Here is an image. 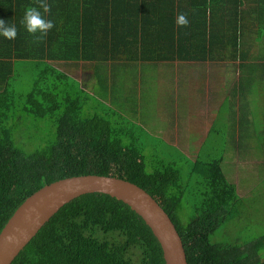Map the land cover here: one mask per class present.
Returning <instances> with one entry per match:
<instances>
[{
	"label": "trees",
	"instance_id": "1",
	"mask_svg": "<svg viewBox=\"0 0 264 264\" xmlns=\"http://www.w3.org/2000/svg\"><path fill=\"white\" fill-rule=\"evenodd\" d=\"M42 2L49 6L46 13ZM237 2L0 0V19L16 26L14 39L0 36V229L42 186L70 176L106 175L130 181L155 199L180 236L187 264H264V234L245 244L236 238L213 239L217 231L229 233L222 230L224 221L243 210L220 160L196 161L194 167L202 174L197 178L199 197L181 218L179 169L189 161L175 165L171 146L151 147L146 131L86 93L75 79L77 71L91 73L96 81L91 88L102 96L110 83L106 78L117 71L132 72L137 64L187 61L220 66L224 59L242 60L249 50L235 40ZM260 5L249 12L264 21V0ZM31 7L52 21L46 34L27 32L23 17ZM180 13L186 14V26L176 23ZM223 41H230L229 46ZM15 79L25 80L27 89L15 92ZM259 85L264 101V83ZM95 106L104 109L103 115L87 113ZM256 130L264 133V127L255 128L249 137L257 136ZM10 264L164 260L150 229L129 206L92 192L61 206Z\"/></svg>",
	"mask_w": 264,
	"mask_h": 264
},
{
	"label": "crops",
	"instance_id": "2",
	"mask_svg": "<svg viewBox=\"0 0 264 264\" xmlns=\"http://www.w3.org/2000/svg\"><path fill=\"white\" fill-rule=\"evenodd\" d=\"M260 1L238 0L237 8H234L239 16L235 40L239 48L242 46L244 50H249L242 60L224 59L220 66H210L206 62L204 69L202 62L137 64L132 72L123 74L117 71V74L106 78L110 83L102 96L92 90L96 81L91 73L77 71L75 79L86 93L101 98V102L146 131L151 147L160 149L162 144L177 149L178 165L188 160L189 165L195 166L199 158L191 155L194 146L209 144L199 154L215 156L205 161L220 160L223 176L234 184L241 198L239 181L235 177L241 172H233L234 180H231L230 172H224L223 166H229L232 161L234 169H237L240 163L235 160L239 158L235 155L240 152L241 141L249 139L248 146L256 141L252 136L246 138L245 130L264 127V113L261 111L264 101L258 93L259 84L264 83V21L261 15L249 12L259 7L261 9ZM243 13L246 15L243 16ZM225 44L229 46L230 41H223ZM213 81H217V86L212 85ZM256 86L258 97L256 101L249 102L245 95L252 94ZM225 88L228 90L227 95L221 90ZM151 105L154 109L153 117L147 114ZM103 110L101 106H95L87 113L103 115ZM241 131L244 137L240 136ZM183 148L189 157L182 152ZM215 152H218L217 156ZM252 174L255 184L263 179L260 178L263 172Z\"/></svg>",
	"mask_w": 264,
	"mask_h": 264
},
{
	"label": "water",
	"instance_id": "3",
	"mask_svg": "<svg viewBox=\"0 0 264 264\" xmlns=\"http://www.w3.org/2000/svg\"><path fill=\"white\" fill-rule=\"evenodd\" d=\"M92 192L109 195L129 206L157 240L164 264H187L173 222L151 195L125 179L96 174L65 177L27 196L0 229V264H10L61 206Z\"/></svg>",
	"mask_w": 264,
	"mask_h": 264
},
{
	"label": "rangeland",
	"instance_id": "4",
	"mask_svg": "<svg viewBox=\"0 0 264 264\" xmlns=\"http://www.w3.org/2000/svg\"><path fill=\"white\" fill-rule=\"evenodd\" d=\"M205 65L206 63L202 64V69H204ZM24 83L25 80H20V79L13 80V85L16 86L15 92H22L26 90L27 85H23ZM212 85L217 86V81H213ZM221 90L226 92L227 95L228 90L226 88ZM257 91H258V87L256 86L255 89L253 90V93L245 95V98L248 97L249 102L256 101L258 97ZM152 100L153 98L151 99V101ZM153 105L149 106L148 108L147 114L149 116L154 114V109L152 108ZM255 107L256 106H254V108ZM107 119L109 120V122L113 121L112 118L109 119V117H107ZM250 131L251 130H245V135H247V137H249ZM256 131L259 132L257 136H253V134H250V136H252L251 138L255 137L254 139H256L254 144L248 146L247 143L249 139L248 140L244 139L243 141H241L242 142L241 146H239L240 152H237L235 155L239 157V158H235V160L239 161L240 163L239 165H237V169H234L232 161H230L229 166L228 164H224L223 166L224 172H230L229 179L231 180H234V176L232 174L233 172H241L238 176L235 177L239 181L238 187L240 189L241 199L243 201L242 204L243 210L240 213H238V215H235V218L233 219L229 220V218H226V220L224 221L225 227H222V230L226 228L228 229L229 233L224 234L221 230L222 234L220 235V232L217 231V233L213 237L214 240H220L223 238L228 240H233L236 238L239 243L245 244L250 239H253L255 237L264 234V133L261 132L260 130H256ZM208 147L209 144L203 146L196 145L194 146L191 155H197L199 160L202 161H205L204 159H208V160L214 159L215 157L214 155L209 156L206 154H199L200 152H204ZM170 151L175 165H178L179 162L177 161V149L175 151L171 146ZM182 152L187 157H189L188 152L184 148ZM231 153H234V151H231ZM226 154L229 155L228 153ZM215 155L217 156L218 152H215ZM179 170H180L179 187L182 188L184 191L183 197L180 202V209L182 211L181 218H186L191 211V205L199 197L200 185L197 182V178H201L202 174L199 173L201 171L196 170L193 165L187 166L184 164ZM252 172H263V176H260V178L263 177V179L259 180L255 184V179ZM189 176L190 178H187ZM243 190L246 191L242 192ZM260 254L264 257V250L261 251Z\"/></svg>",
	"mask_w": 264,
	"mask_h": 264
},
{
	"label": "clouds",
	"instance_id": "5",
	"mask_svg": "<svg viewBox=\"0 0 264 264\" xmlns=\"http://www.w3.org/2000/svg\"><path fill=\"white\" fill-rule=\"evenodd\" d=\"M40 8L43 9V12L49 11V6L47 3H41ZM176 23L181 26H186L188 20L186 19V14L180 13L176 18ZM23 24L28 33L35 34L39 32L41 35L47 33L49 29L53 27L52 21L45 19L41 11L37 10L35 7L26 9ZM0 36H3L6 39H14L16 36V26L14 24H8L5 20L0 19Z\"/></svg>",
	"mask_w": 264,
	"mask_h": 264
}]
</instances>
